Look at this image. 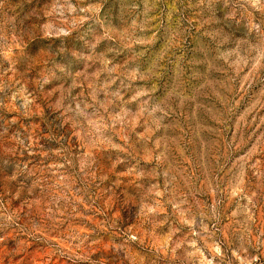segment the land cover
<instances>
[{
    "label": "rangeland",
    "instance_id": "374dc122",
    "mask_svg": "<svg viewBox=\"0 0 264 264\" xmlns=\"http://www.w3.org/2000/svg\"><path fill=\"white\" fill-rule=\"evenodd\" d=\"M0 264H264V0H0Z\"/></svg>",
    "mask_w": 264,
    "mask_h": 264
}]
</instances>
